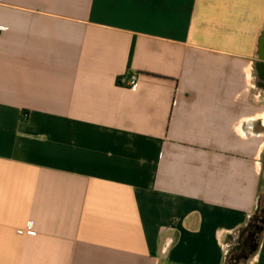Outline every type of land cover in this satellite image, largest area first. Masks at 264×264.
Wrapping results in <instances>:
<instances>
[{
    "label": "crops",
    "instance_id": "obj_1",
    "mask_svg": "<svg viewBox=\"0 0 264 264\" xmlns=\"http://www.w3.org/2000/svg\"><path fill=\"white\" fill-rule=\"evenodd\" d=\"M262 61L264 0H0V264H226Z\"/></svg>",
    "mask_w": 264,
    "mask_h": 264
},
{
    "label": "trees",
    "instance_id": "obj_2",
    "mask_svg": "<svg viewBox=\"0 0 264 264\" xmlns=\"http://www.w3.org/2000/svg\"><path fill=\"white\" fill-rule=\"evenodd\" d=\"M134 50H135V43H133L131 51H130L129 64H128L129 68L131 67ZM121 79L122 78L119 77L118 81L121 82ZM263 177H264V154H263ZM263 177H262V180H263ZM262 180L260 182L258 205H257V208H256L254 214L250 217L248 223L237 232L236 237L231 235L228 238L229 253H228L227 259H229V260H228V262L226 260V262H227L226 264H231L230 263L231 255L242 248V245L244 243V239L248 233V230L254 225V221H256L259 218V215L264 212V197H263V190H262V185H263ZM259 219L263 220V222H264V217L259 218ZM263 232H264V226H263ZM250 254H251V251L247 252V255H250ZM245 261H246V259L243 257L242 261H240V263H236V264H242Z\"/></svg>",
    "mask_w": 264,
    "mask_h": 264
},
{
    "label": "flooded vegetation",
    "instance_id": "obj_3",
    "mask_svg": "<svg viewBox=\"0 0 264 264\" xmlns=\"http://www.w3.org/2000/svg\"><path fill=\"white\" fill-rule=\"evenodd\" d=\"M260 83L264 85V80L262 81L260 80ZM262 217H264V212L259 215V218ZM259 218L256 221H254V225L248 230L242 248L231 255L230 257L231 264L240 263L243 257L247 255V252L252 251L255 245L257 243H260L261 236L263 233L264 222Z\"/></svg>",
    "mask_w": 264,
    "mask_h": 264
},
{
    "label": "built area",
    "instance_id": "obj_4",
    "mask_svg": "<svg viewBox=\"0 0 264 264\" xmlns=\"http://www.w3.org/2000/svg\"><path fill=\"white\" fill-rule=\"evenodd\" d=\"M139 73L131 72L129 78L127 79V85L131 88H136L139 84ZM32 230V224L28 225L26 229L19 230V233L25 234Z\"/></svg>",
    "mask_w": 264,
    "mask_h": 264
},
{
    "label": "water",
    "instance_id": "obj_5",
    "mask_svg": "<svg viewBox=\"0 0 264 264\" xmlns=\"http://www.w3.org/2000/svg\"><path fill=\"white\" fill-rule=\"evenodd\" d=\"M258 73H259L258 78H260L261 80H264V61L259 63V65H258ZM258 247H259V243H257L255 245V247L251 251V254L250 255H246L244 258L248 260L251 257V255H253L257 251Z\"/></svg>",
    "mask_w": 264,
    "mask_h": 264
},
{
    "label": "rangeland",
    "instance_id": "obj_6",
    "mask_svg": "<svg viewBox=\"0 0 264 264\" xmlns=\"http://www.w3.org/2000/svg\"><path fill=\"white\" fill-rule=\"evenodd\" d=\"M262 181H263L262 190H263V197H264V177H263V180H262ZM228 260H229V259H227V262H228ZM227 262H226V263H227ZM243 263H244V262H243Z\"/></svg>",
    "mask_w": 264,
    "mask_h": 264
}]
</instances>
